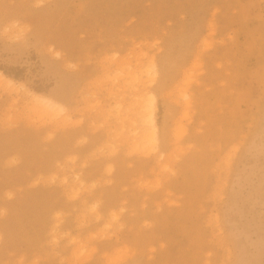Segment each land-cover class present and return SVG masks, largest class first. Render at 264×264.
Returning <instances> with one entry per match:
<instances>
[{"label":"rangeland","instance_id":"1","mask_svg":"<svg viewBox=\"0 0 264 264\" xmlns=\"http://www.w3.org/2000/svg\"><path fill=\"white\" fill-rule=\"evenodd\" d=\"M0 72V264H264V0H0Z\"/></svg>","mask_w":264,"mask_h":264},{"label":"bare ground","instance_id":"2","mask_svg":"<svg viewBox=\"0 0 264 264\" xmlns=\"http://www.w3.org/2000/svg\"><path fill=\"white\" fill-rule=\"evenodd\" d=\"M1 76L2 74L0 72V78ZM7 83L9 85L13 84V82L10 79H7ZM31 102H33V104L36 105L34 108L36 113L49 114L52 117H57L61 114H64V108L61 105L57 104L51 99L46 98L40 94L32 95ZM150 103H152V98L150 100ZM152 115L153 114L151 112L147 114L146 116L144 115L145 116L144 121L148 123L149 127L154 128Z\"/></svg>","mask_w":264,"mask_h":264}]
</instances>
